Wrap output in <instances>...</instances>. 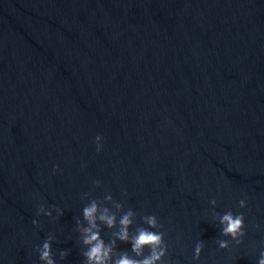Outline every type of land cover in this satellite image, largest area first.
Segmentation results:
<instances>
[{"label":"water","instance_id":"water-1","mask_svg":"<svg viewBox=\"0 0 264 264\" xmlns=\"http://www.w3.org/2000/svg\"><path fill=\"white\" fill-rule=\"evenodd\" d=\"M92 200L118 218L106 243L132 210V234L157 216L162 264H256L264 0H0V264H42L49 238L56 264H86L77 221ZM227 211L246 236L220 249Z\"/></svg>","mask_w":264,"mask_h":264},{"label":"clouds","instance_id":"clouds-1","mask_svg":"<svg viewBox=\"0 0 264 264\" xmlns=\"http://www.w3.org/2000/svg\"><path fill=\"white\" fill-rule=\"evenodd\" d=\"M96 151H102L103 137L97 135L95 137ZM59 171L58 166L54 167V172ZM96 187L100 186V181L93 182ZM126 195V193H125ZM105 201L112 204V207L117 211L122 209L120 203H114L112 196L109 194L105 196ZM215 205V200L211 201ZM240 208H246V200L239 201ZM39 212L45 216H51L52 212L40 207ZM57 215H62L59 209H56ZM83 219L87 226L77 221L79 225V232L81 233L82 243L86 247L83 255L86 264H162L163 258L167 255L168 246L165 244L164 231L150 230L160 229L162 225L159 224L156 215H148L143 218L144 224L147 228H138L135 234L130 233L129 229L133 225L135 213L132 210L124 212L118 220V231L113 233V239L110 242H105L101 235L103 231L101 225L106 226L108 229L117 228V215L112 211V208L102 207L96 200H92L86 205L83 210ZM221 235L230 239H222L218 241L220 249H228L231 242L237 245L242 243L243 238L246 236L245 231V215L243 213H234L227 211L218 217ZM33 225L37 227L39 221L33 220ZM259 227V226H258ZM131 244V251L135 253L136 257L143 256L144 248H150V254L143 256V259H136L131 257L127 252H116V241ZM37 251L39 252V259L42 264H56L53 257L51 248V238L45 240ZM203 251V243L197 242L193 259L199 260ZM67 253H61V256H66ZM256 264H264V250L259 251L256 258Z\"/></svg>","mask_w":264,"mask_h":264}]
</instances>
